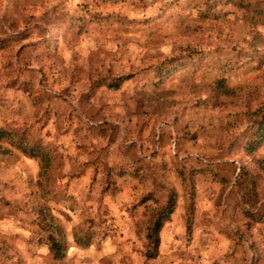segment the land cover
Instances as JSON below:
<instances>
[{
    "label": "clouds",
    "instance_id": "obj_1",
    "mask_svg": "<svg viewBox=\"0 0 264 264\" xmlns=\"http://www.w3.org/2000/svg\"><path fill=\"white\" fill-rule=\"evenodd\" d=\"M0 264H264V0H0Z\"/></svg>",
    "mask_w": 264,
    "mask_h": 264
},
{
    "label": "rangeland",
    "instance_id": "obj_2",
    "mask_svg": "<svg viewBox=\"0 0 264 264\" xmlns=\"http://www.w3.org/2000/svg\"><path fill=\"white\" fill-rule=\"evenodd\" d=\"M102 2H107V0H102ZM97 15H99V14H97ZM178 219H179V217H178ZM177 231H179V227H177Z\"/></svg>",
    "mask_w": 264,
    "mask_h": 264
}]
</instances>
